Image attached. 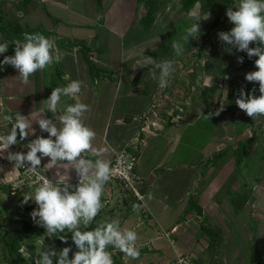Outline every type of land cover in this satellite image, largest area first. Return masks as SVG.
<instances>
[{
  "label": "crops",
  "instance_id": "0c3cea01",
  "mask_svg": "<svg viewBox=\"0 0 264 264\" xmlns=\"http://www.w3.org/2000/svg\"><path fill=\"white\" fill-rule=\"evenodd\" d=\"M0 13L20 30H0V43L9 42L0 61L4 56H14L15 45L11 42H23L21 32L30 30L54 40L56 53L62 56L59 63L31 75L27 84L13 66L0 65L1 132L6 134L11 129V124L3 119L5 115L14 117L19 112L34 117L43 109L45 113L41 115L54 119L43 101L53 88L81 80L86 87H82L79 100L89 106L84 123L96 133L92 144L102 152L99 158L109 161L111 166L116 153L135 138L145 140L137 169L146 183L150 218H141L139 211L133 210L135 204L122 199L116 183L108 181L101 197L110 209L113 205L128 209L123 213L116 209L121 215L117 214L115 220H119L121 229L134 230L138 235L140 256L129 257L131 264H177L176 250L192 258L195 264H255L251 232L224 230L223 222L224 217L236 220L235 211L229 207L237 204L235 200L245 207L253 197L258 200L264 194V185L253 189L247 182L251 167L246 161L256 152L258 156L261 150L257 138L250 136L253 141L245 151H240L249 140H243V136L249 130L256 131L263 116L250 124L251 117L244 111L239 118L237 112L230 115L228 108L234 105L222 100L226 88L221 85L176 88L172 78L176 72L169 78L170 85L160 88L158 80L149 76L154 66H142L144 57L152 56L156 62L174 57L168 56L171 44L162 47L157 22L150 30L144 29L141 19L146 8L140 0H0ZM237 89H227L226 98L232 100ZM75 102V98L62 96L56 115ZM221 108L219 115L205 118ZM237 122H243L240 128ZM32 128L34 135L22 141L17 139V144L12 145L15 152L26 153L25 144L49 135L35 122ZM6 156L7 152L0 155V192L9 191L8 184L20 173L4 162ZM49 160L42 158L39 171L52 180L58 179L57 171L70 180L77 178L66 161L50 168ZM243 164L245 176L235 177L237 167ZM232 178L234 189L230 193L227 186ZM225 188L227 192L223 191ZM202 225L213 231H204ZM158 228H176L174 248L160 236ZM123 258L128 256L124 254Z\"/></svg>",
  "mask_w": 264,
  "mask_h": 264
},
{
  "label": "clouds",
  "instance_id": "9594fccd",
  "mask_svg": "<svg viewBox=\"0 0 264 264\" xmlns=\"http://www.w3.org/2000/svg\"><path fill=\"white\" fill-rule=\"evenodd\" d=\"M226 16L234 27L230 31L219 32V40L228 46L229 51L235 48L237 51L246 52L250 59L258 57L255 60L257 70L248 72L245 79L259 84L260 95L252 94L255 89L252 93L241 89L235 101L239 109L255 119L264 116V0H239L235 10L233 7L227 9ZM208 17L209 14L206 18H193V23L186 28L182 38L185 43L190 38H198V21ZM23 37V42H11L15 45V54L4 56L0 65L13 66L18 70L21 81L27 84L31 75L53 63H59L62 56L56 53L54 40L41 33H24ZM250 44L257 46L250 47ZM8 47L9 42L0 43V54L6 53ZM172 48L176 56L183 54L184 48L180 42L173 41ZM238 62L243 63V57H238ZM149 65L154 66L149 72L150 78L158 80L160 88L168 87L169 78L174 72V61L156 62L152 56H145L142 66ZM82 87H86L83 81L72 80L66 86L53 88L49 98L43 102L47 112L53 113L54 119L41 115L45 113L43 109L34 117H26L19 112L14 117H3L11 124V129L6 134L0 133V155L7 152L6 158L13 162V169H23V175L28 177L38 176L42 158L48 157L50 160L47 165L50 168L66 161L75 170L79 180L78 185L73 186L69 183V176L64 177L57 171L58 179L55 182L43 178L34 191L24 193L22 203L26 204L29 200L35 202L38 208L30 215L37 225L46 229L47 236L52 237L67 229L72 233V241L78 249L70 259V247H64L59 252L54 248L43 247L34 258L35 264H54L53 258H56V264H114L112 253L108 251L110 246L130 258L137 259L140 256V249L136 245L137 233L134 230L121 229L119 220L102 221L94 229L87 230L104 206L101 197L106 183L111 179L112 169L109 161L99 158L102 152L92 144L96 133L84 123L89 106L79 100ZM62 96L75 98L76 102L68 105L62 114L56 115ZM222 110L223 108L209 113L205 118L219 115ZM33 122L39 125L42 132H47L48 137L38 136L25 144L24 147L28 149L26 153L7 151L17 144L18 135L22 141L35 134ZM133 210L139 211V206L133 205ZM59 238L67 243L64 236Z\"/></svg>",
  "mask_w": 264,
  "mask_h": 264
},
{
  "label": "rangeland",
  "instance_id": "374dc122",
  "mask_svg": "<svg viewBox=\"0 0 264 264\" xmlns=\"http://www.w3.org/2000/svg\"><path fill=\"white\" fill-rule=\"evenodd\" d=\"M180 2L181 0H163L162 7L158 13L156 21L158 25L157 36H161L162 47L166 48L167 45L171 44L169 45L168 56L174 57L172 61H174V72L176 73L172 76V78L176 81V85L178 86L176 88H185V85H188L189 88H200L201 86H205V88L214 86V88H216V86L221 85V88H226V91L227 89L234 90V88H238L236 92L237 95L232 94L234 97L232 99L233 101L226 98L228 95L226 94V91L223 90L222 93V100H225V103L231 101L235 106V101L238 98L239 91L241 89H243L246 93H248V91L252 93V90L256 89L259 84L257 82H248L245 79L248 72L256 71L257 69H251L243 66L244 61L243 63H239L238 57H241L240 51H237L235 48L229 51L228 46L222 43L218 38L219 32H227L234 27L226 16V11L229 7L216 1L215 3L211 2L212 5L203 9L201 8L203 0H200L190 12H184ZM238 3L239 0H235V5ZM208 14V19H201L198 21L200 24V32L196 34L198 38H190L189 42L185 43L182 38L185 35L186 28L191 26L193 23V18L196 16L206 18ZM217 16H220V23L214 29L210 30L209 27ZM173 41L183 44L184 51L182 55H175L172 48ZM157 75H159V72ZM252 94L256 96L260 95L259 90ZM234 106H232V108H228L231 111L229 114L231 115L237 112L239 118L242 110H239L238 106H236V108H234ZM260 119L261 121L259 122L256 118H251L250 124L259 122V127L256 131L249 130V132H246L243 136V140H248L252 135L255 136V138H257V143L261 146L259 155L257 156L256 152L252 159H247L246 161V164L251 167V171L247 173V182L249 183V187H253V189H255L257 185H264V116ZM239 124L240 122L238 123V128L241 127L240 125H242L243 122L240 125ZM244 165L245 164L241 165V167H237L235 177L239 178L245 176L243 173ZM260 177H262V181L259 180ZM229 182L232 183L228 184L227 189H229L231 193L234 189L232 187L234 183L233 178ZM227 189L225 188L223 191L227 192ZM262 190L264 193V187ZM1 191L0 264H9V248L6 246V242L11 237H14L21 246L20 254L24 261L28 264H35L34 258L39 254L43 247L54 248L57 252L61 251L64 247H67L66 245H63L60 248L55 246L52 237L47 236L46 229H43L42 226L33 227L32 230L27 231L23 227L22 222L24 220L29 222L31 219L28 218L27 213L24 210L18 208L19 200L23 199V194L12 195L11 192L7 190L4 192L3 190ZM101 202L104 205V201ZM235 202L237 204L229 205V207L231 210L235 211L234 214L236 220H229L227 217H224L226 218L223 222L226 227L224 230L236 228L244 229L248 232L250 231L251 236L249 238L256 255L254 259L255 264H264V194L263 196H260L258 200L253 197L251 203H247L245 207L238 203V199L235 200ZM120 207L121 206L117 207L113 205L110 209L109 205H104L94 220V227L102 221L115 220V216L118 214L116 209H118V212L122 213L124 210L126 212L128 211L126 207L125 209H121ZM118 215L121 214L119 213ZM243 220H245V222H242ZM91 226L92 223L89 225L87 230H91ZM8 233L10 235H8ZM64 233L72 235V233L66 229ZM3 237H5L7 241H4ZM108 251H110L112 255L120 253L118 249L111 246L108 248ZM53 261L55 264L56 258H53ZM123 262L124 264L132 263L129 257L126 259L124 258Z\"/></svg>",
  "mask_w": 264,
  "mask_h": 264
},
{
  "label": "built area",
  "instance_id": "2783aa9c",
  "mask_svg": "<svg viewBox=\"0 0 264 264\" xmlns=\"http://www.w3.org/2000/svg\"><path fill=\"white\" fill-rule=\"evenodd\" d=\"M0 133L3 132L0 131ZM144 143L145 140L143 138H135L124 149L116 153L115 158L111 164L112 176L109 182L116 183L120 186V194L124 201H130L139 206V213L141 215V218L149 219V209L146 203L144 192L146 183L137 169L138 155ZM7 151L15 153L12 146ZM4 160V162L9 166H14L13 162H10L7 158H5ZM19 170L20 173L18 177H16L15 180L9 183L12 195H24V193L26 192L34 191L35 187L38 186L40 182H42L43 178L52 180L48 175L41 171H39L38 176L33 175L28 177L23 175V169ZM53 181L55 182V180ZM69 183L73 186L78 185V177L69 180ZM22 201L23 199L19 200L18 208L24 210L27 213V216L31 219L30 221L32 224L37 225L33 221L30 214L33 210L37 209L38 206L32 200H29L26 204L22 203ZM157 231L160 236L168 240L173 248L175 247L176 241L174 238V232L176 231V228L170 230L158 228ZM175 260L177 264H195V261L192 258L181 252H178L177 250Z\"/></svg>",
  "mask_w": 264,
  "mask_h": 264
},
{
  "label": "trees",
  "instance_id": "16d2710c",
  "mask_svg": "<svg viewBox=\"0 0 264 264\" xmlns=\"http://www.w3.org/2000/svg\"><path fill=\"white\" fill-rule=\"evenodd\" d=\"M140 1L144 3V6L146 8V13L142 17L141 23H142L145 30H150L157 21V16H158L159 11L161 10L163 0H140ZM198 1H200V0H181L180 3L182 6V10L184 12H190L195 7V5L198 3ZM216 1L224 4L227 7H233V10H235V7H236L235 0H206V1L203 0V3L201 4V8L205 9L206 7H209L210 5H212L211 2L215 3ZM219 23H220V16H217V18L214 20V22L210 25L209 29L210 30L214 29L217 25H219ZM6 27L7 28L13 27L14 29L17 28V30L20 31L17 25L8 23L7 20L0 13V30L5 32ZM26 33L32 34V33H41V32L37 31V30H30L29 32H26ZM23 34H24V32L23 33L21 32L22 36H23ZM256 46H257V44H250V47H256ZM240 55H241V57H243V61H244L243 66L249 67L251 69H256L255 60L258 59V57L254 56L250 59L248 57L247 53L242 52V51H240ZM208 88H214V86H210ZM258 90H259V85L255 89V91H258ZM17 139H20L19 135L17 136ZM251 141H253V138H250L246 142V144L243 143L240 151L241 150L245 151L246 145L249 144ZM238 151H239V148H238ZM8 189H9V192H11L10 187ZM198 212H199V214L201 213V211L199 209H198ZM22 225L27 231L32 230L33 227H40L39 225L32 224L30 220H29V222L24 220L22 222ZM94 226H95V221L92 222L91 230L95 228ZM202 227H203L204 231H213L212 229H210L209 227H206L205 225H202ZM43 229H44V227H43ZM8 235H10V234L8 233ZM60 236H64L67 240V243H64L59 238ZM52 239H53L55 246H57L58 248L62 247L63 245H66L67 247L71 248V251L69 253L70 259L73 257V254L78 250L76 248L74 242L72 241V235L65 234L64 232L57 233L56 235L52 236ZM3 240L7 241L5 237H3ZM6 246L9 248V257H8V261H9L8 263L9 264H28L22 258L21 254H20L21 246L19 245V243L17 242V240L14 237H11L6 242ZM123 256H124V253H122V252H120L116 255H112V259L114 261V264H124Z\"/></svg>",
  "mask_w": 264,
  "mask_h": 264
}]
</instances>
